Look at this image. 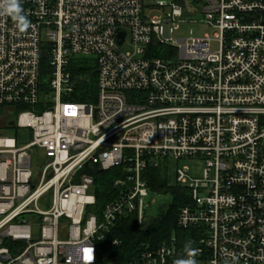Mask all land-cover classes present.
Listing matches in <instances>:
<instances>
[{"label": "built area", "instance_id": "1", "mask_svg": "<svg viewBox=\"0 0 264 264\" xmlns=\"http://www.w3.org/2000/svg\"><path fill=\"white\" fill-rule=\"evenodd\" d=\"M21 5L26 32L0 16V107L28 131L0 135V264H102L106 233L152 218L148 172L163 163L190 194L178 228L196 235L122 264H174L188 242L197 264H264V0ZM188 22L215 33L177 37ZM76 58L95 75L92 102L75 100L89 82ZM183 158L201 159L202 176ZM116 167L98 210L97 172Z\"/></svg>", "mask_w": 264, "mask_h": 264}, {"label": "trees", "instance_id": "2", "mask_svg": "<svg viewBox=\"0 0 264 264\" xmlns=\"http://www.w3.org/2000/svg\"><path fill=\"white\" fill-rule=\"evenodd\" d=\"M75 72L89 76V82L84 85L80 94L75 100L81 102L94 101L96 93L95 75L90 66L83 58H76L73 63ZM20 109V107H19ZM3 108L0 107V113ZM17 115L14 116L16 119ZM13 119V120H14ZM2 129H14L19 132L17 126L9 124ZM116 167L107 171H98L95 183L97 196L96 209L102 210L114 192V182L118 178ZM172 176L168 171V163H163L160 167L148 172L149 188L152 193L167 194L172 197V202L166 210L152 216L147 225L140 226L134 217L124 218L105 238L98 242L99 262L102 264H122L135 258L140 251L146 248H154L169 239L172 234H178L179 238L186 242L196 235L195 230H182L178 228L177 218L180 208L190 202L188 187L182 184H171ZM115 240H120V244H114Z\"/></svg>", "mask_w": 264, "mask_h": 264}, {"label": "rangeland", "instance_id": "3", "mask_svg": "<svg viewBox=\"0 0 264 264\" xmlns=\"http://www.w3.org/2000/svg\"><path fill=\"white\" fill-rule=\"evenodd\" d=\"M157 2H165L167 4H170L173 0H146L148 3H154ZM160 13L159 11H150L147 10V14L152 16L155 14ZM200 17V16H199ZM192 34L195 36H201L203 37L206 34L214 35L215 30L208 26L207 24H197L194 22H188L185 24H181L178 32L177 37H188ZM130 44L127 42L124 45V49H129ZM16 113L13 109H3L2 113H0V128H5L10 121L14 119V116H16ZM19 132H16L14 129H2L0 133H4L5 135L16 137L20 139H25L26 135L28 134V131L26 130H18ZM33 155V165L35 168H38L40 164H42L44 157L41 151H37L35 149L32 153ZM189 167V173L192 176L200 177L203 173L204 168V162L201 159L196 158H183L179 161V167ZM174 173L173 168L170 169V175L172 176ZM147 203L149 204L148 207V213L151 216L157 215L161 209L166 210L170 203L172 202V197L167 194H159V193H152L150 192L149 196L146 198Z\"/></svg>", "mask_w": 264, "mask_h": 264}, {"label": "clouds", "instance_id": "4", "mask_svg": "<svg viewBox=\"0 0 264 264\" xmlns=\"http://www.w3.org/2000/svg\"><path fill=\"white\" fill-rule=\"evenodd\" d=\"M9 16L15 22L16 28L21 32H26L31 27V22L23 14L21 0H0V16ZM187 258H179L174 264H197L195 257L198 250L191 247V242L185 244Z\"/></svg>", "mask_w": 264, "mask_h": 264}, {"label": "water", "instance_id": "5", "mask_svg": "<svg viewBox=\"0 0 264 264\" xmlns=\"http://www.w3.org/2000/svg\"><path fill=\"white\" fill-rule=\"evenodd\" d=\"M123 37H124V34L121 35L120 42L123 40ZM15 124H16L15 120H12L9 122L10 126H15ZM0 135H3V133H0Z\"/></svg>", "mask_w": 264, "mask_h": 264}]
</instances>
